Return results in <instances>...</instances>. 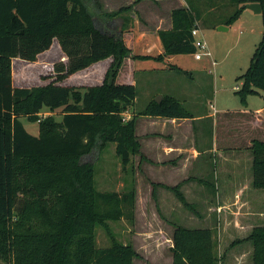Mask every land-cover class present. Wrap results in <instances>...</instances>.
<instances>
[{
	"label": "trees",
	"instance_id": "16d2710c",
	"mask_svg": "<svg viewBox=\"0 0 264 264\" xmlns=\"http://www.w3.org/2000/svg\"><path fill=\"white\" fill-rule=\"evenodd\" d=\"M235 1L240 7L227 25L251 2L261 4L264 25V0ZM186 3L172 10V27L159 31L163 52L139 56L123 36L132 22L128 13L133 5L107 11L100 0H0V259L11 264H134L141 256L131 242L117 240L107 223L133 215L136 189L97 190L93 164L83 162V157L115 142L127 167L133 156L143 157L137 116H191L180 99L165 94L160 102L151 100L137 116L125 120L122 114L134 106L138 88L117 82L128 57L164 60L196 51L192 31L200 27L201 11ZM116 19L123 21L121 29L113 23ZM55 39L67 62L56 65L53 80L14 86L13 59L36 61ZM107 58L112 61L101 84L82 89L63 84L69 76ZM239 78L244 103L248 95L264 91V34L248 70ZM44 108L51 112L62 108V119L41 116ZM23 116L39 122V134L26 129ZM247 148L253 155V185L264 189V141L255 139ZM166 187L194 209L180 185ZM97 225L106 228L111 245L97 246ZM172 238V264L222 261L210 227L175 223ZM244 242L253 244V264H264V225L232 245Z\"/></svg>",
	"mask_w": 264,
	"mask_h": 264
},
{
	"label": "crops",
	"instance_id": "0c3cea01",
	"mask_svg": "<svg viewBox=\"0 0 264 264\" xmlns=\"http://www.w3.org/2000/svg\"><path fill=\"white\" fill-rule=\"evenodd\" d=\"M100 1L104 10H113L109 8L111 4L114 5L113 0H110L111 4H108L109 0ZM160 1L153 2L155 7L151 12L153 16H157L159 22L163 23L165 16L161 11ZM143 2L135 3L130 0V3L125 5H133L131 12L133 20L123 36L133 54L156 56L163 52L159 31L171 28L172 19L170 16L167 20L168 26H159L156 30L146 28L145 25L141 26L140 21L133 15L135 16L134 13H138L144 6ZM116 5L112 8H116ZM186 5V1L181 4V6ZM174 8L169 9V14ZM122 24L121 20L120 29ZM48 51L40 53L38 59ZM179 55L158 61L165 63L164 67L142 72L139 66H144L152 60L157 63V60L128 57L118 75V83L134 84L138 88L134 106L124 112L129 119L136 116L137 112L144 109L151 100L156 99L153 98L155 97L153 91L158 87L163 89L159 94L162 98L169 93L191 108L199 105L203 107L197 113L189 110L191 116L185 118L137 116L136 134L141 143L143 157L140 154L133 159L134 162L136 161L135 176L137 180L143 182L144 179H148L146 183L151 180L168 186L180 185V190L194 209L198 206L206 212L209 211L207 216L202 215V218L208 220L211 225L204 226L214 230V237L218 242L228 238H232L231 241L245 238L254 227L264 225V189L255 188L253 185V155L247 148L255 139L264 141V93L259 92L251 96H259L260 99L255 104L248 97V104L241 107L222 106L217 98L214 100V105L213 100H209L204 94L201 86L193 83L194 76L182 79L183 77L174 75L173 71H167L168 63L173 65L172 68H178L172 61ZM111 61L112 58H107L80 71L82 75L89 76L90 80H98L94 85H99L103 82ZM30 63L37 62H28L19 57L13 59L14 86H21L17 84L19 79H16L18 69L22 70L20 67ZM141 101L142 106L137 107L136 104H140ZM236 113L237 116H235ZM222 125H227L228 133L221 131ZM209 134L212 135V140H209ZM224 134H230L238 140L242 138L244 144H225ZM151 188L152 191L153 187ZM155 189L157 194H173L172 190L161 185ZM168 242L172 248V236ZM236 252V258L243 257L244 253L240 251V248ZM172 259L173 256L170 257L171 263Z\"/></svg>",
	"mask_w": 264,
	"mask_h": 264
},
{
	"label": "rangeland",
	"instance_id": "374dc122",
	"mask_svg": "<svg viewBox=\"0 0 264 264\" xmlns=\"http://www.w3.org/2000/svg\"><path fill=\"white\" fill-rule=\"evenodd\" d=\"M184 1L191 2L192 6L201 11L200 35L198 37H202L207 43L211 55L204 56L201 60H196L193 53L180 54L176 60L172 61L178 68H172L173 65L168 63L167 71H173L174 75L176 74L180 78L183 77L182 79L194 76L195 80H193V83L201 86L204 94L208 96L209 100H213L214 105V100L217 98V101L222 106L230 108L241 107L248 104V97L255 104L260 99L259 96L251 97L255 94H250L247 96L246 103H244L238 89L243 83L239 77L248 70L257 46L263 38L264 25L262 14L245 7L238 19L227 25V19L240 7L235 0H166L159 2L161 11L165 16L164 22L161 23L157 19V16H153V12H151L155 7L154 1L144 0V6H142L138 13H134L135 16L133 15V17L140 21L141 26L145 25L146 28L152 30H156L159 26L166 27L168 26L167 20L171 16L169 9L171 7H182L181 4ZM127 3H130V0H113L114 5L110 3V0L108 2V4H111L109 8L113 10H118ZM115 5L116 8H112ZM131 12L128 14L131 15ZM120 21L121 19L115 21L116 26L120 27ZM221 26H226L228 29H220ZM48 50L47 53L39 56V59L37 58V61H35L37 63H30L24 67H20L22 70L18 69L19 72L16 73V79H19V81H17V84L32 87L43 85L53 80L56 75V65L61 62L66 63L67 57L57 39L54 40L51 48ZM158 61L160 60H157V63H155V60H152L144 66H139L140 72L166 66L165 63ZM198 68L200 71L196 70ZM43 76H47L48 78L45 79ZM97 81L96 79L90 80L89 76L82 75L81 71H79L65 79L63 84L73 85L82 89L94 86ZM236 87L239 88L237 89ZM162 91L161 87L154 90L153 95L155 97L153 98H156ZM259 92L264 93L263 90H259ZM136 106H142V101L140 104H136ZM185 107L190 111L193 110L194 113L203 109L200 105L192 106V108L185 105ZM51 114L56 119L61 120L63 110L59 108L51 112L48 108H44L41 112V116L43 117ZM122 115L126 118L125 120H129L126 114L123 113ZM235 116H237V113ZM21 119L29 132L35 135L39 134V122L29 121L26 116L21 117ZM222 127L223 129L221 130L220 127V130L228 133L227 125H222ZM223 136L225 144H244L242 138L238 140V138H233L234 136H230V134H224ZM208 138L212 140V135L209 134ZM135 156L132 157L131 163L127 167H124L121 157L116 152V143L110 142L101 152L95 151L93 154L84 156L83 162L90 161L93 164L97 190L123 192L131 188L136 189V202L133 215L128 214L119 220L107 221L108 227L115 238L123 243L131 242L141 255L134 260V264H172L173 262L171 263L170 257L173 255L168 239L173 235L174 224H182L187 227H205L211 225L208 220L202 218V215L207 216L209 211L206 212L204 209L198 208V206L196 209H190L181 202L173 190V194H157L155 188L160 185L164 187L168 185L155 183L150 179L149 183H146L148 179H144V182L137 180L135 176L136 170H134L136 161L134 162L133 160ZM151 187H153L152 191ZM231 240L232 238L221 242L217 241V251L222 256L220 264H253V244L244 242L232 245L233 241ZM96 243L99 247H107L112 243L108 231L102 225L96 226ZM238 248L244 253L240 259L235 257ZM0 264L11 263L0 259Z\"/></svg>",
	"mask_w": 264,
	"mask_h": 264
},
{
	"label": "built area",
	"instance_id": "2783aa9c",
	"mask_svg": "<svg viewBox=\"0 0 264 264\" xmlns=\"http://www.w3.org/2000/svg\"><path fill=\"white\" fill-rule=\"evenodd\" d=\"M199 29L195 28L193 29L192 33L195 38V45H196V51L193 53L196 59H202L204 56H210L211 53L208 49L207 43L202 39V37H198L199 34ZM237 89L239 87H236ZM126 119V118H124Z\"/></svg>",
	"mask_w": 264,
	"mask_h": 264
},
{
	"label": "water",
	"instance_id": "95a60500",
	"mask_svg": "<svg viewBox=\"0 0 264 264\" xmlns=\"http://www.w3.org/2000/svg\"><path fill=\"white\" fill-rule=\"evenodd\" d=\"M246 7L251 8V9H252L253 11H255L256 13H261V12H262V6H261V4L258 3V2L247 3V4H246ZM220 29L227 30L228 27H226V26H221ZM161 98H162V95H158V96L156 97L155 100H156L157 102H160V101H161Z\"/></svg>",
	"mask_w": 264,
	"mask_h": 264
}]
</instances>
